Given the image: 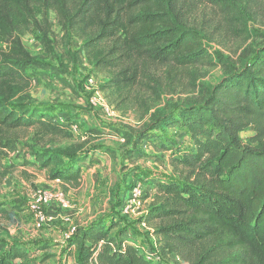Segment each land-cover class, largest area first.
<instances>
[{"label": "trees", "instance_id": "16d2710c", "mask_svg": "<svg viewBox=\"0 0 264 264\" xmlns=\"http://www.w3.org/2000/svg\"><path fill=\"white\" fill-rule=\"evenodd\" d=\"M196 2L0 0V153L16 152L17 132L32 130L40 151L23 146L31 158L24 165L47 171L50 181L63 186L80 183L87 155H77L84 144L49 149L70 140V123L21 105L30 87L26 69L36 65L22 37L39 33L44 55L50 56L54 42L48 13L55 14L63 32L83 43L94 71L108 73L103 90L122 96L143 87L158 99L161 87L150 76L152 68L172 74L215 66L203 38L183 15ZM221 8L236 10L229 3ZM196 92L176 112L157 109L149 128L122 135L126 143L134 140L131 158L140 144L151 146L161 162L169 153L171 177L155 178L142 192L140 199L150 202L138 224L152 232L162 261L174 255L185 264H264V42L244 50L236 68L215 85ZM144 101L139 99V105ZM249 127L254 133L244 143L240 134ZM174 128L187 132L193 150L171 144L163 132ZM17 223L14 209L0 204V234ZM113 226L95 221L78 230L69 240L76 246L73 264H151L125 233L119 232L118 241L109 238ZM29 256L16 245L0 243V264L25 262Z\"/></svg>", "mask_w": 264, "mask_h": 264}, {"label": "rangeland", "instance_id": "374dc122", "mask_svg": "<svg viewBox=\"0 0 264 264\" xmlns=\"http://www.w3.org/2000/svg\"><path fill=\"white\" fill-rule=\"evenodd\" d=\"M225 3L236 10L221 8ZM239 12L243 17H239ZM183 15L188 26L203 38L215 66L177 69L172 74L164 68H152L150 76L161 87L158 99L143 87L123 97L109 89L103 90L108 73L94 71L83 51V43L72 32H63L52 12L48 13L54 42L50 56L44 55L39 33L29 31L22 37V44L36 65L26 69L30 87L26 92L28 99L21 105L40 114L48 111L58 121L70 123V140L51 145V151L84 144L77 156L87 155V158L81 165L80 183L73 187L50 181L47 171L24 165L31 158L23 146L40 151L33 142L32 130L17 132L16 152L0 153V204L8 210L14 209L18 216V223L6 226L0 234V243L16 245L30 253L25 262L17 261V264H73L76 246L69 245V240L95 221H101L105 227L114 224L108 235L111 239L118 241L119 232H123L121 236L125 233L126 239L141 251L156 248L150 229L138 224L140 210L135 202L128 200L127 193L140 186L146 194L155 178H170L169 153L161 162L151 146L140 144L136 156L131 158L134 140L126 143L122 135L149 128L150 115L157 109L176 112L197 96L198 87H212L228 70L236 68L244 50L264 42V0H197ZM89 79L92 85H88ZM139 99L145 100L144 106L139 105ZM92 130H98V134H91ZM163 133L183 151L193 150L186 131L174 128ZM253 133V127H249L240 137L249 143ZM35 195L46 200L39 210L55 218L54 223L37 227L32 211ZM57 195H61L60 200ZM60 201L67 204L65 209ZM144 201L150 199L140 202ZM127 207H131L130 211L125 210ZM72 228L76 231L70 235ZM160 264L185 263L172 255Z\"/></svg>", "mask_w": 264, "mask_h": 264}, {"label": "built area", "instance_id": "2783aa9c", "mask_svg": "<svg viewBox=\"0 0 264 264\" xmlns=\"http://www.w3.org/2000/svg\"><path fill=\"white\" fill-rule=\"evenodd\" d=\"M87 83H88V85H92V80L89 79L87 81ZM105 111L108 112V109L105 108ZM141 194H142V190L140 189V186H134L128 193V200L131 202H135L137 209L140 210V212L138 213V217H141L146 212L147 207L149 205V202H147V201L140 202L141 201V199H140ZM36 195L34 198V203L32 205V211L34 212V214L36 216L37 227L41 228L44 225L54 223L55 218L42 214V212L39 210V206L46 203V200L44 201L42 199V196L38 195L36 197ZM60 196L61 195H57L56 198H58L60 200ZM66 205L67 204H65L63 201H60V206H62L61 208L65 209L67 207ZM145 205H147V206H145ZM130 208L127 207L125 210L128 211ZM131 211H133V210L131 209ZM142 226L144 227V225H142ZM75 231H76L75 228H72L70 230L69 234L73 235L75 233ZM141 254L144 256L145 260L151 264H160L162 262V259H161L159 252L156 248L142 250Z\"/></svg>", "mask_w": 264, "mask_h": 264}, {"label": "crops", "instance_id": "0c3cea01", "mask_svg": "<svg viewBox=\"0 0 264 264\" xmlns=\"http://www.w3.org/2000/svg\"><path fill=\"white\" fill-rule=\"evenodd\" d=\"M152 239H153L154 241H156V239H155L154 237H153Z\"/></svg>", "mask_w": 264, "mask_h": 264}]
</instances>
